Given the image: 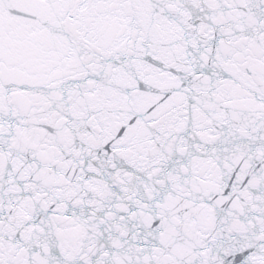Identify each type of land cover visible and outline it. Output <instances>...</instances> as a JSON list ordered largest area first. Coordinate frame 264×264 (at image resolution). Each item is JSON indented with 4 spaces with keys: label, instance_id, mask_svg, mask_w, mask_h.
Wrapping results in <instances>:
<instances>
[{
    "label": "snow or ice",
    "instance_id": "snow-or-ice-1",
    "mask_svg": "<svg viewBox=\"0 0 264 264\" xmlns=\"http://www.w3.org/2000/svg\"><path fill=\"white\" fill-rule=\"evenodd\" d=\"M0 264H264V0H0Z\"/></svg>",
    "mask_w": 264,
    "mask_h": 264
}]
</instances>
